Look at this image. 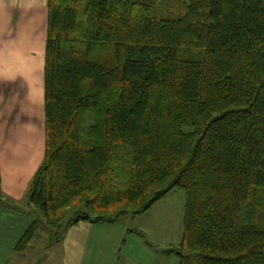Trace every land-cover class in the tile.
I'll return each instance as SVG.
<instances>
[{
    "label": "trees",
    "instance_id": "trees-1",
    "mask_svg": "<svg viewBox=\"0 0 264 264\" xmlns=\"http://www.w3.org/2000/svg\"><path fill=\"white\" fill-rule=\"evenodd\" d=\"M186 1L48 0L46 150L16 252L182 190L165 254L264 264V0Z\"/></svg>",
    "mask_w": 264,
    "mask_h": 264
},
{
    "label": "crops",
    "instance_id": "crops-1",
    "mask_svg": "<svg viewBox=\"0 0 264 264\" xmlns=\"http://www.w3.org/2000/svg\"><path fill=\"white\" fill-rule=\"evenodd\" d=\"M47 2L0 0V88L10 90L0 92V264H29L45 243L39 231L23 253L15 251L36 218L27 196L46 150ZM140 232L82 222L32 264H141L132 245Z\"/></svg>",
    "mask_w": 264,
    "mask_h": 264
},
{
    "label": "rangeland",
    "instance_id": "rangeland-1",
    "mask_svg": "<svg viewBox=\"0 0 264 264\" xmlns=\"http://www.w3.org/2000/svg\"><path fill=\"white\" fill-rule=\"evenodd\" d=\"M185 2L187 1L185 0ZM184 11V7L179 4L177 8L160 16L178 18L184 14ZM4 91L10 90L0 88L1 93H4ZM24 91L33 90L26 89ZM185 202V192L176 190L170 192L165 199L154 204L144 214L124 216L117 222V226L122 227L124 230L138 229L141 231L132 244L141 255V264H178L179 261L175 254L165 256L164 252L178 248L182 242ZM41 234L43 233L39 232L38 236H42L45 243L35 251L37 255L29 260V264L38 261L41 258L40 255H45L46 246L52 239V235ZM127 248H131L130 244L127 245ZM39 256L40 258H38Z\"/></svg>",
    "mask_w": 264,
    "mask_h": 264
}]
</instances>
